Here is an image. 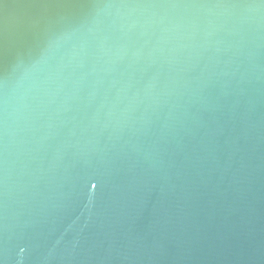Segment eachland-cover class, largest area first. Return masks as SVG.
Listing matches in <instances>:
<instances>
[{
	"label": "water",
	"instance_id": "95a60500",
	"mask_svg": "<svg viewBox=\"0 0 264 264\" xmlns=\"http://www.w3.org/2000/svg\"><path fill=\"white\" fill-rule=\"evenodd\" d=\"M0 264H264V0H0Z\"/></svg>",
	"mask_w": 264,
	"mask_h": 264
}]
</instances>
